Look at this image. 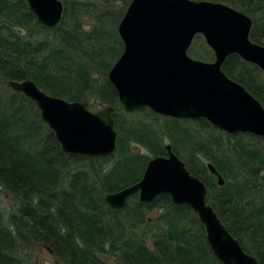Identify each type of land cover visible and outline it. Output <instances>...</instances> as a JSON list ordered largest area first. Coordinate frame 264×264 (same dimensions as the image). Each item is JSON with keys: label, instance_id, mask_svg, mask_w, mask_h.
Returning <instances> with one entry per match:
<instances>
[{"label": "trees", "instance_id": "trees-1", "mask_svg": "<svg viewBox=\"0 0 264 264\" xmlns=\"http://www.w3.org/2000/svg\"><path fill=\"white\" fill-rule=\"evenodd\" d=\"M129 1L62 0L63 20L47 30L23 2L0 0V187L18 202L15 213L0 214V264H39L27 259L36 244L62 264H220L193 211L174 205L167 194L148 203H140L135 194L116 212L103 203L105 192L139 180L150 156L165 155V138L205 183L208 202L232 235L264 264V140L228 135L205 120L163 117L146 108L130 113L121 109L106 74L122 50L115 27L120 10L115 13L114 4ZM212 1L247 14L252 20L250 39L264 45V0ZM188 53L213 58L200 35ZM222 69L264 106L258 67L230 55ZM26 77L67 100L93 96L101 105H112L117 131L113 154L82 159L64 153L34 104L5 84L7 79ZM135 114L160 116L164 123L155 126ZM131 144L150 155L134 151ZM207 162L224 178L222 186ZM139 163L140 173L133 175ZM154 208L162 210L159 219L164 224L149 245L141 236L130 235Z\"/></svg>", "mask_w": 264, "mask_h": 264}, {"label": "water", "instance_id": "water-1", "mask_svg": "<svg viewBox=\"0 0 264 264\" xmlns=\"http://www.w3.org/2000/svg\"><path fill=\"white\" fill-rule=\"evenodd\" d=\"M23 2L44 29L63 20L62 0ZM251 18L243 11L212 0H130L116 31L122 50L107 71L121 109L146 108L178 120H205L228 135L245 134L264 140V106L243 85L230 78L222 65L230 55L258 67L264 74V45L250 39ZM196 35L213 53L206 61L188 50ZM7 88L31 101L60 149L82 159L104 158L116 149L114 107L96 110L83 100H67L40 88L30 77L7 79ZM165 155L150 156L142 176L115 192H105L103 203L120 211L136 194L148 203L167 194L174 205H186L203 227L205 241L220 264H261L244 250L208 202L205 183L164 144ZM218 186L224 178L206 163Z\"/></svg>", "mask_w": 264, "mask_h": 264}, {"label": "rangeland", "instance_id": "rangeland-1", "mask_svg": "<svg viewBox=\"0 0 264 264\" xmlns=\"http://www.w3.org/2000/svg\"><path fill=\"white\" fill-rule=\"evenodd\" d=\"M219 2H221V1H219ZM127 5H128V2L125 4H122L121 2H116L114 4L115 13H117L120 10L119 18L122 16ZM233 8H235V7H233ZM236 9H238V8H236ZM238 10H240V9H238ZM116 26H117V24H116ZM86 28L88 30L89 26H86ZM194 58H197V57H194ZM197 59H200V58H197ZM211 60H206V61H211ZM260 79H262V81H264V74L263 73L260 76ZM83 101H86L88 107L92 110H96V109L100 108L101 106H103V104L101 105L97 100H95V98L93 96L87 97V99H83ZM104 105H106V104H104ZM125 113H127V112H125ZM125 113H123V117H124V119L129 121L130 116H128ZM133 116L135 118L138 116L142 117L146 121L152 122L155 126H159L162 123H164L163 118H161L160 116L156 119H154L152 117H144L143 115H136V114ZM140 122L143 123L144 120H140ZM166 125H172V123L166 122ZM124 130H125V127H124ZM165 143H169V140L167 138H165L163 140V144H165ZM131 147L134 151H136L142 155H145V156L150 155V154H148L147 150L140 145L131 144ZM105 165H108V163H105ZM140 168H141V164L139 163L136 166L135 171L132 174L136 175V176L139 175ZM17 203L18 202L15 200V198L10 193L6 192L5 190H3L0 187V214H2L4 216H8V214H10V213H15V211L18 208ZM161 213H162V210L161 209L159 210L156 208L148 211L144 217L145 224L138 227L135 231H133V233H132L133 235H130V236L131 237H133V236L134 237H138V236L140 237L141 236L144 239V242L150 245L151 240H153L152 238L158 232L159 227L164 224L163 221H160V219H159V215ZM27 254L29 256L27 259H29L32 262H38L39 264H62L47 248H45L44 246L39 245V244L34 245L33 248L27 252Z\"/></svg>", "mask_w": 264, "mask_h": 264}, {"label": "bare ground", "instance_id": "bare-ground-1", "mask_svg": "<svg viewBox=\"0 0 264 264\" xmlns=\"http://www.w3.org/2000/svg\"><path fill=\"white\" fill-rule=\"evenodd\" d=\"M242 85V84H241ZM251 93V92H250Z\"/></svg>", "mask_w": 264, "mask_h": 264}]
</instances>
